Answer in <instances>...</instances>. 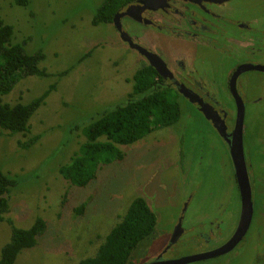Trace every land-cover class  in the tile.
Here are the masks:
<instances>
[{
    "label": "rangeland",
    "instance_id": "374dc122",
    "mask_svg": "<svg viewBox=\"0 0 264 264\" xmlns=\"http://www.w3.org/2000/svg\"><path fill=\"white\" fill-rule=\"evenodd\" d=\"M102 1L30 0L24 6L15 0H0V19L14 26L13 41L29 37L25 49L29 53L42 51L45 57L39 65L49 72L47 76L21 78L2 96L3 101L29 103L50 90L30 119V132L9 133L0 126V167L16 181L8 194L9 210L0 220V253L12 237V223L28 228L39 216L47 222L37 244L23 249L14 264H79L97 250L139 196L147 200L157 216V228H161L156 248H164L169 241L168 230L186 200L195 215L189 221L220 210L225 220L216 238L219 244L233 228L230 216L237 219L240 214L241 194L233 179L228 144L214 124L180 95L181 116L175 124L122 146L124 158L103 165L87 186L72 185L61 174L60 167L71 161L85 141L84 129L98 113L126 100L133 87V74L147 63L123 42L115 24L92 23ZM252 1L257 4L259 0ZM250 10L259 8L255 5ZM249 15L264 23V14ZM138 28L140 33L142 26ZM145 28L147 36L159 40L166 51L180 46L206 49L217 77L225 73L231 61L234 63L223 52L192 44L188 38L174 37L165 29ZM150 37L146 38L149 42ZM245 75L249 89L241 95L247 106L243 135L252 169L249 175L256 180L252 223L242 246L240 243L226 254L189 264H264V72L250 70ZM208 87L217 89L223 106L231 110L226 82L209 83ZM35 134L40 135L36 142L20 144ZM188 159H193L195 166H189L183 178L178 168ZM85 201L86 209L80 214L75 208ZM190 249L197 250L193 247L187 251Z\"/></svg>",
    "mask_w": 264,
    "mask_h": 264
},
{
    "label": "trees",
    "instance_id": "16d2710c",
    "mask_svg": "<svg viewBox=\"0 0 264 264\" xmlns=\"http://www.w3.org/2000/svg\"><path fill=\"white\" fill-rule=\"evenodd\" d=\"M133 0H103L92 17V23H112L115 13ZM27 6L30 0H15ZM14 26L0 19V126L9 133L31 131L30 119L49 95V88L29 103L11 104L2 99L17 82L28 75L47 76L49 72L40 67L45 54L42 51L29 53L25 44L14 42ZM88 55V54H86ZM132 90L122 103L98 113L84 129L86 137L71 161L60 167V172L72 185L87 186L97 177L98 170L114 160L125 156L122 146L144 138L147 134L175 124L181 116L179 93L149 63H144L132 76ZM56 88L55 84L50 85ZM40 138L35 134L24 143L30 145ZM16 181L10 179L0 167V220L9 210V192ZM87 202L76 207L83 214ZM10 223L12 221L9 219ZM157 225V216L147 200L139 196L129 205L125 214L111 227L93 254L80 259L79 264H128L135 249L150 237ZM11 239L2 247L0 264H14L18 254L37 244L38 235L46 226L39 216L28 228H18L13 223Z\"/></svg>",
    "mask_w": 264,
    "mask_h": 264
},
{
    "label": "flooded vegetation",
    "instance_id": "af4514ba",
    "mask_svg": "<svg viewBox=\"0 0 264 264\" xmlns=\"http://www.w3.org/2000/svg\"><path fill=\"white\" fill-rule=\"evenodd\" d=\"M134 1L136 0L131 2ZM149 4L151 5L150 8L134 7L127 15H124L121 18L123 30H126L130 34L134 42L158 53L164 59L171 72L167 77L162 76L164 82L176 89L184 100L189 101L190 107L194 109L198 108V111L206 116L200 110V106H204L209 115L222 120L226 126L225 134L229 138L236 126L238 115L237 102L233 91H235L236 87L240 95L245 94L247 89H249V82L247 83L248 77L245 74L250 70L257 69L243 70L237 76H234V74L241 65L243 67L249 64H262L264 66V23L261 22L259 17L249 15L264 14V0H259L257 4L256 1L252 0H151ZM255 5L259 10L251 11L250 8ZM112 23L114 24V21ZM131 25L142 26V29L140 28L141 32H138V26L131 29ZM149 26L155 29H165L174 37L181 39L188 38L192 44L197 43L200 46L221 51L231 57L234 63L232 64L231 61V65L225 70V73L217 77V72H215V68L211 65L209 56L207 57L205 54L206 49L180 46L179 48L166 51L160 46L159 40H152L150 36H147V30L144 29ZM118 33L120 35L119 31ZM148 37H150L151 42L146 39ZM123 42L131 47L128 42ZM133 49L139 52L137 48ZM139 54L147 60L143 54L140 52ZM147 63H149L148 60ZM257 71L264 72V70ZM224 81L226 82V91L230 95L229 100L233 104L231 110L223 106V100L217 95L218 90L215 89L213 91L208 87L209 83ZM244 107L246 116L247 106L245 103ZM189 112L193 113L194 110L189 109ZM188 116L190 117V115ZM209 121L212 122L211 120ZM224 141L227 143L225 138ZM244 142L243 135V144ZM227 144L229 146V143ZM245 159L248 172H250L252 171L251 163L248 164L246 153ZM181 163L183 162L181 161ZM189 166H195L193 159H188L185 166H179L178 169L181 170L183 178L188 175ZM233 171V179L239 188L235 167H233ZM250 181L251 184L254 182V187H252L253 192L256 180L254 181V178L252 180L250 178ZM182 184L186 185V181L183 180ZM189 202V200H186V205L181 209L180 216L172 226V229L168 230L169 241L165 244V247L156 248L155 246L161 234V228H157L156 225L153 234L146 238L133 251L128 264H147L154 261L159 262V264H166L169 260H177L186 256L218 249L231 239L240 222L239 216H241L242 203H240V214L237 219L231 216L229 218L233 222L231 233L219 244L220 241H217L216 238L223 229L222 222L225 220L222 217L223 215L220 214V210H217L215 214H202L203 217L197 216V218L193 219L194 222L192 220L189 221L195 217V215L192 216L193 209L190 208ZM186 215L188 223L186 222ZM246 235L231 250L236 248L240 243L242 246ZM193 236L194 238L191 239ZM192 240L196 241L193 242ZM210 243L217 244L209 248L204 247ZM193 247H196L197 250L190 249L191 251H187L188 248Z\"/></svg>",
    "mask_w": 264,
    "mask_h": 264
},
{
    "label": "water",
    "instance_id": "95a60500",
    "mask_svg": "<svg viewBox=\"0 0 264 264\" xmlns=\"http://www.w3.org/2000/svg\"><path fill=\"white\" fill-rule=\"evenodd\" d=\"M150 1L151 0H136L134 2H128L121 8L122 10L120 9L115 14L113 21L118 31L120 32L121 39L123 41L128 42L132 48H137L139 52L147 58L149 64L152 65L161 76L167 77V75H169L171 72L164 59L158 53L147 49L146 47H144L139 43L134 42L130 34L126 30H123L122 28L121 18L124 15H127V13L130 12V10L134 7H142L145 9L150 8L151 7V5L149 4ZM252 68L257 70H264V66L262 64H255V65L249 64L245 67L241 65L235 72L234 76H237L238 74L242 73L243 70L252 69ZM233 92H234V98L237 102L238 115H237L236 126L229 138L225 134L226 126L222 120H220L218 117L216 118L215 116L209 115L207 109L204 106H200V110L206 115V117L209 120L212 121L214 126L218 129L219 134L226 139L227 143H229L230 153L234 161V167H235L239 190L241 194L242 209H241L240 222L231 239L228 242H226L224 245L219 247L218 249L206 253L204 252V253H198V254L186 256L183 258H179L177 260H169L166 262V264H185L197 260L208 259L226 253L236 246V244L246 235V233L248 232L251 226L253 213H254V204H253L252 184L249 177V172L245 159L244 144H243L245 107L242 96L238 93L236 87H235V91ZM147 264H159V262L154 261ZM160 264H164V263H160Z\"/></svg>",
    "mask_w": 264,
    "mask_h": 264
}]
</instances>
